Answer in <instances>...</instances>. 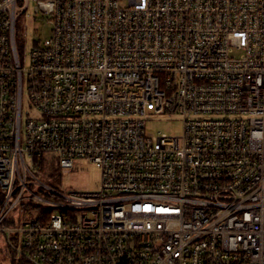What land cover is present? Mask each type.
<instances>
[{
  "label": "built area",
  "instance_id": "1",
  "mask_svg": "<svg viewBox=\"0 0 264 264\" xmlns=\"http://www.w3.org/2000/svg\"><path fill=\"white\" fill-rule=\"evenodd\" d=\"M0 191V264H264V0H0Z\"/></svg>",
  "mask_w": 264,
  "mask_h": 264
},
{
  "label": "rangeland",
  "instance_id": "2",
  "mask_svg": "<svg viewBox=\"0 0 264 264\" xmlns=\"http://www.w3.org/2000/svg\"><path fill=\"white\" fill-rule=\"evenodd\" d=\"M24 20H19L17 25V34L20 41L23 43V51L29 55L33 46L37 42H42L51 37L52 24L48 19L37 18L36 21L22 25ZM24 34V37H23ZM28 67V62L24 64ZM23 121L26 118L34 119L39 116L38 112L32 106L28 99L26 91L23 90L22 100ZM146 127L148 132L156 135L158 132L168 135H179L181 130V121L177 116L154 115L147 120ZM53 169L51 170L52 174ZM60 172V171H59ZM48 180V185L56 189L66 191L72 190L77 192H93L96 191L99 185V171L93 163L88 160L74 161V168L64 171L54 178L51 175Z\"/></svg>",
  "mask_w": 264,
  "mask_h": 264
},
{
  "label": "trees",
  "instance_id": "3",
  "mask_svg": "<svg viewBox=\"0 0 264 264\" xmlns=\"http://www.w3.org/2000/svg\"><path fill=\"white\" fill-rule=\"evenodd\" d=\"M15 40H16V42L18 43V44H20V38H19V36H18V34H16V36H15ZM52 174H54V178H57V176L59 175V172H58V170H56L55 168H53V171H52ZM51 174V175H52ZM2 199V192L0 191V200ZM44 212H46V213H50V211H44ZM2 252V250L0 249V253Z\"/></svg>",
  "mask_w": 264,
  "mask_h": 264
}]
</instances>
